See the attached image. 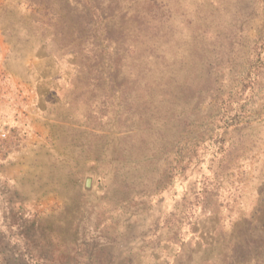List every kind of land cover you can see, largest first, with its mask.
I'll use <instances>...</instances> for the list:
<instances>
[{"label":"rangeland","instance_id":"374dc122","mask_svg":"<svg viewBox=\"0 0 264 264\" xmlns=\"http://www.w3.org/2000/svg\"><path fill=\"white\" fill-rule=\"evenodd\" d=\"M0 264H264V0H0Z\"/></svg>","mask_w":264,"mask_h":264},{"label":"water","instance_id":"95a60500","mask_svg":"<svg viewBox=\"0 0 264 264\" xmlns=\"http://www.w3.org/2000/svg\"><path fill=\"white\" fill-rule=\"evenodd\" d=\"M86 186H87L88 188H90V186H91V184H90V180H88V181L86 182Z\"/></svg>","mask_w":264,"mask_h":264}]
</instances>
